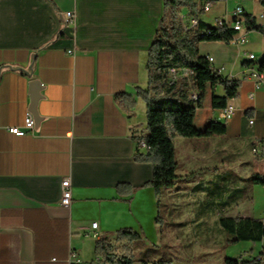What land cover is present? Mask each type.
<instances>
[{
  "label": "crops",
  "instance_id": "crops-1",
  "mask_svg": "<svg viewBox=\"0 0 264 264\" xmlns=\"http://www.w3.org/2000/svg\"><path fill=\"white\" fill-rule=\"evenodd\" d=\"M238 5L264 29L261 0L217 2L200 19L213 26ZM183 12L190 22L189 11ZM66 13L73 23H66ZM164 16L165 0H0V264H91L96 259L93 232L102 238L131 229L157 241L162 200L158 206L154 189L146 185L154 168L136 161L137 152L145 153L138 146L144 135L135 106L128 109L119 98L137 101V89H146L148 51ZM239 34H245L246 44L199 47L223 76L241 81L239 97L228 104L234 108L230 120H222L221 110L212 107L213 96L224 93L210 85L194 119L199 132L218 122L225 133L175 140L182 179L165 196L168 201L184 194L196 197L197 214L209 202L214 215L221 216L219 203L231 194L227 179L233 175L264 174L263 159L251 153L264 139V84L256 89L250 77L259 69V52L258 60L264 57V35L247 28ZM32 60L31 76L17 71ZM33 80L42 85L35 129L17 137L9 129L24 127ZM136 107L141 109V102ZM235 164L245 171L233 172ZM66 179L70 207L60 203ZM120 184L126 185L121 193ZM214 184L225 186L208 198ZM249 192L253 195L248 191L247 198ZM253 215L252 209L242 217Z\"/></svg>",
  "mask_w": 264,
  "mask_h": 264
},
{
  "label": "trees",
  "instance_id": "trees-1",
  "mask_svg": "<svg viewBox=\"0 0 264 264\" xmlns=\"http://www.w3.org/2000/svg\"><path fill=\"white\" fill-rule=\"evenodd\" d=\"M201 0H165V16L148 51L146 72L148 84L146 89H137V97L145 102L147 107V135L145 153L137 152L135 159L140 163L153 165V178L146 185L151 186L156 194L158 206L161 198L176 183L182 179L177 174L178 161L175 147L176 138H197L222 135L226 131L224 124L213 122L205 131L199 132L194 126V119L203 100L207 85L220 87L223 95L213 96L212 107L222 110L228 107L231 100L239 97L241 81L230 79L215 68L209 58L200 54L199 47L205 42H223L229 44L235 34L231 29L209 26L200 19ZM264 7V0H261ZM187 9L198 25L188 28L181 17V10ZM248 31H257L264 35V29L256 19L249 14L245 16ZM259 71L264 72V57L259 60ZM175 69L177 76L172 77L170 70ZM184 71H189L184 75ZM194 95L196 97H194ZM128 109L137 105V101L122 96L119 98ZM254 148L261 149L260 158L264 161V139L254 143ZM258 156V155H256ZM194 175V174H193ZM193 175L187 176L191 179ZM233 184V189L226 202L219 203V212L231 203L247 198L248 191L253 186L264 187V174L253 173L246 179L235 175L227 179ZM223 181V180H222ZM244 183L246 188L238 187ZM229 185V182L227 186ZM126 185L120 184L118 191ZM225 185H212L207 191L208 198L214 199V194ZM203 188H198L201 190ZM223 194H220L222 196ZM163 217L158 212L156 223L161 225ZM219 225L229 237L230 243L249 242L264 243V218H247L242 216H224L221 213ZM112 237V238H111ZM111 237L99 238L95 246V260L91 264H136L134 253L146 245L143 234L131 229L114 233ZM115 245H121L128 255L115 254ZM149 251V250H148ZM144 254L138 262L141 264H171L157 255ZM224 264H264V246L259 254L249 258H226Z\"/></svg>",
  "mask_w": 264,
  "mask_h": 264
},
{
  "label": "rangeland",
  "instance_id": "rangeland-1",
  "mask_svg": "<svg viewBox=\"0 0 264 264\" xmlns=\"http://www.w3.org/2000/svg\"><path fill=\"white\" fill-rule=\"evenodd\" d=\"M253 5L254 3H251L248 6V10L251 12ZM180 13L183 21L187 24L183 10ZM249 32L255 35L261 34L257 31ZM260 53L257 56L258 59L261 55ZM258 59L255 65L259 63ZM138 101L141 102L142 108L135 106L134 111L139 117V127L145 137L148 133L147 107L144 101ZM251 153L255 155L252 149ZM236 164L233 166V172L241 173L245 171V168ZM242 175L244 176L245 174ZM243 187L246 188L245 184ZM250 191L251 193L253 191V195H250L249 192L247 199L237 202L232 209L225 208V211H221L222 215L232 217L246 216L250 215L253 209L255 218H264V187L256 185ZM196 199L194 196L189 198L185 194L178 200L173 198V200L168 201L165 195L161 198L163 222L158 229V239L156 242L147 239L145 241L146 245L135 251L134 259L137 261L136 264H141L138 261L143 258L144 254L149 256L155 254L160 259L170 261L171 264H224L227 257L249 258L259 254L264 243H230L228 241L229 237L219 225V216L217 214L216 216L214 215L215 210L211 209L209 202L202 203V213L197 214L196 210H194L198 207ZM166 214L169 215L166 216ZM198 220L201 223L199 228L195 227V224L199 222ZM141 234L144 235V233ZM253 247L255 248L254 250H252ZM114 251L118 256L128 255L121 245H115Z\"/></svg>",
  "mask_w": 264,
  "mask_h": 264
},
{
  "label": "built area",
  "instance_id": "built-area-1",
  "mask_svg": "<svg viewBox=\"0 0 264 264\" xmlns=\"http://www.w3.org/2000/svg\"><path fill=\"white\" fill-rule=\"evenodd\" d=\"M228 0H201L200 1V10L203 13H209L212 8L216 5L217 2H227ZM245 16L246 12L243 6L238 5L236 6L231 12L226 13L225 15L218 17L215 20L214 26L220 27V28H225V29H231L235 31V34L231 40L230 43H233L237 46H241L246 44L247 38L245 34L240 35L239 33L243 32L245 29ZM65 21L66 23L70 24L73 23L74 17L71 13H66L65 14ZM261 18H264V15L261 16ZM188 28H194L198 25L197 20L192 19L190 22H188ZM239 34V36H238ZM246 58L250 62H255L256 57L254 54H246ZM209 61L212 62L213 60L209 58ZM189 71H184V75H188ZM170 75L172 77L177 76V71L175 69L170 70ZM250 77L254 80L255 82V87L256 89H259L262 87L264 84V73H257V69L252 70ZM194 97H196L194 95ZM234 114V108L231 106H228L225 109H222L220 112V118L222 120L228 121L231 119V117ZM250 124H253V122H250ZM35 129V120L33 117V114L31 112H28L25 118V124L23 128H10L9 132L17 137H23L26 134L33 132ZM138 146L140 149H146V142L144 138H141L138 140ZM264 149V148H262ZM252 152L255 155H260L261 154V149L259 148H254ZM72 202V193H71V183L69 179H66L62 182V195H61V205L64 207H70ZM97 228V224L92 225V229L95 230ZM92 237L94 239H99V235L96 232L92 233ZM72 259L76 260L77 255L75 252H72L71 254Z\"/></svg>",
  "mask_w": 264,
  "mask_h": 264
},
{
  "label": "water",
  "instance_id": "water-1",
  "mask_svg": "<svg viewBox=\"0 0 264 264\" xmlns=\"http://www.w3.org/2000/svg\"><path fill=\"white\" fill-rule=\"evenodd\" d=\"M34 67V60H32L30 66L27 69H17V71L24 72L28 75H32ZM41 83L39 81L33 80L31 82V104H30V112L33 114V116H37L38 114V103L41 99Z\"/></svg>",
  "mask_w": 264,
  "mask_h": 264
},
{
  "label": "bare ground",
  "instance_id": "bare-ground-1",
  "mask_svg": "<svg viewBox=\"0 0 264 264\" xmlns=\"http://www.w3.org/2000/svg\"><path fill=\"white\" fill-rule=\"evenodd\" d=\"M260 67V66H259ZM257 73H264V72H261V71H259V69H257Z\"/></svg>",
  "mask_w": 264,
  "mask_h": 264
}]
</instances>
